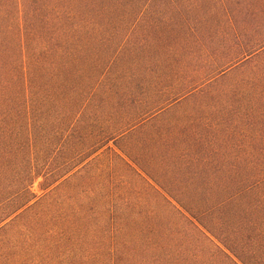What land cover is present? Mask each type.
<instances>
[{
    "label": "trees",
    "instance_id": "obj_1",
    "mask_svg": "<svg viewBox=\"0 0 264 264\" xmlns=\"http://www.w3.org/2000/svg\"><path fill=\"white\" fill-rule=\"evenodd\" d=\"M0 264H264V0H0Z\"/></svg>",
    "mask_w": 264,
    "mask_h": 264
}]
</instances>
